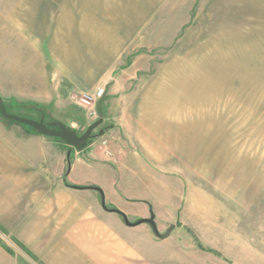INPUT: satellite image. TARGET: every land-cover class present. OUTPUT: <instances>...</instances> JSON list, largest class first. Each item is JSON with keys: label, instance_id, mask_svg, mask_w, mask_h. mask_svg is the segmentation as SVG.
<instances>
[{"label": "rangeland", "instance_id": "rangeland-1", "mask_svg": "<svg viewBox=\"0 0 264 264\" xmlns=\"http://www.w3.org/2000/svg\"><path fill=\"white\" fill-rule=\"evenodd\" d=\"M140 18L141 26L132 22ZM113 20L122 24L115 40L124 35L122 28L136 35L121 48L113 77L122 84L107 91L104 123L88 145H103L121 119L131 131L118 135H134L137 153L171 160L163 161L168 187L179 198L172 211L164 205L157 212L148 202L161 234L174 230L162 241L142 225L146 231L129 238L142 246V264H264V0H0V97L8 112L28 119L42 115L51 125L85 132L97 120L77 104L81 92L58 105L40 104L21 95L44 90L11 84H55L53 71L64 78L70 61L92 62L89 54L107 53L96 42L108 36ZM75 65L70 68H84ZM172 65L173 77L170 69L164 72ZM0 124L31 130L1 114ZM111 161L112 178L137 169ZM113 182H103L108 208H114L108 187H120ZM122 184L135 196L146 188L134 180ZM34 261L0 228V264Z\"/></svg>", "mask_w": 264, "mask_h": 264}, {"label": "crops", "instance_id": "crops-1", "mask_svg": "<svg viewBox=\"0 0 264 264\" xmlns=\"http://www.w3.org/2000/svg\"><path fill=\"white\" fill-rule=\"evenodd\" d=\"M138 21L141 26V18L132 22ZM111 24L114 28L108 30V36L105 34L106 38L96 42L97 47L107 53L89 54L93 55L92 62L84 61L83 57L70 61L64 78H61L60 72L53 71L50 76L55 84H11V87L30 90L34 86L40 91L44 90V93L28 96L24 92L21 96L29 97V102L30 97H34L32 99L37 100L33 101L40 104L57 105L61 98H69L74 92H93L98 87H105L108 93H114L118 84H122L119 77H113L126 49L121 48L133 40L136 32L134 29L126 32L122 28L124 35L120 36L121 40H115L114 36L121 30L122 24L119 20H113ZM91 64L101 68L97 72L93 68H85ZM74 65L84 68L79 72L70 68ZM173 68V65L168 66L164 72L170 69L173 77ZM125 70L119 71L123 73ZM121 101L116 100L114 104ZM121 121L120 128L106 132L109 140L103 137L108 141L107 145L96 146L95 140L82 151L43 136L36 130L6 128L0 124V228L13 236L34 258L35 264H142V246L134 247L129 238L146 231L147 226L128 227L118 214L111 216L112 213L102 206L100 192L89 187L98 185L107 195L103 182L114 179L113 184L120 187H108L112 193L108 197L114 208L120 209L129 220L131 217H135V220L147 219L153 207L157 211L165 205L172 211L175 199L179 198H175L174 188L168 187L170 176L166 174L168 167L163 161L171 160L168 157L160 160L157 153L151 152L150 157L137 153L130 142L137 140L134 135L127 136L126 140L118 135L121 130L131 131L127 127L125 129L126 123ZM123 121L126 120L123 118ZM72 125L78 126L75 122ZM71 158L72 167L70 173H66ZM112 159L126 167L134 163L137 169H125V173L120 172V175L112 178L109 174L114 169ZM100 171L108 178L100 176ZM128 180H134L146 188H139L136 192L138 195H132L130 190L126 192L122 187V182L126 184ZM160 189L166 201H160ZM151 231L155 235L153 229ZM3 254L8 262L12 260L6 249Z\"/></svg>", "mask_w": 264, "mask_h": 264}, {"label": "water", "instance_id": "water-1", "mask_svg": "<svg viewBox=\"0 0 264 264\" xmlns=\"http://www.w3.org/2000/svg\"><path fill=\"white\" fill-rule=\"evenodd\" d=\"M103 103H104V98L99 100V102L97 103V106H96L97 112L99 115V119L96 122H94L92 125H90L87 128V130L81 135H79L77 132L70 131L66 127H62L61 130L50 129L44 123L43 119L40 121H36V120H32V119H28V118H24V117H20V116L10 114L7 110V107L5 105L3 98H1V97H0V114L7 120L14 121L18 124L33 128L39 134H41L43 136L51 137V138H58V139L62 140L65 144L70 146L71 148H75L79 151H82L88 145V141L93 136V132L104 123ZM105 131L106 130H102L99 135L102 136ZM70 170H71V163H69L68 173H70ZM89 188L100 192L101 197H102V206H103L104 210H106L110 213H116L119 216H121L122 219L124 220L125 224L128 227H138V226H141L144 224L150 225L151 228L153 229L155 235L160 240H166L167 238L170 237L171 233L173 232L174 227H171L166 234H161L158 230V226L156 223V216L153 212H151L150 218L141 219L137 222H131L123 212H121L117 209H114V208H108L107 207L106 202H105L104 192L100 188H98V187H89ZM78 189H82V188H78Z\"/></svg>", "mask_w": 264, "mask_h": 264}, {"label": "built area", "instance_id": "built-area-1", "mask_svg": "<svg viewBox=\"0 0 264 264\" xmlns=\"http://www.w3.org/2000/svg\"><path fill=\"white\" fill-rule=\"evenodd\" d=\"M106 94L107 90L105 87L99 88L93 92H82L77 96V104L86 111L89 118L98 120L99 115L96 106L99 100L105 98ZM102 144L104 146L107 145V140H104Z\"/></svg>", "mask_w": 264, "mask_h": 264}, {"label": "trees", "instance_id": "trees-1", "mask_svg": "<svg viewBox=\"0 0 264 264\" xmlns=\"http://www.w3.org/2000/svg\"><path fill=\"white\" fill-rule=\"evenodd\" d=\"M43 114V113H42ZM42 115L41 116H39V117H33L32 119L33 120H36V121H40V120H42ZM44 120V119H43ZM44 123L50 128V129H55V130H61L62 129V127H66V126H64V125H62V124H54V125H51V124H49V123H47V121L46 120H44ZM30 128V127H29ZM68 128V127H67ZM31 130H35V129H33V128H30ZM69 129V128H68ZM70 131H72L71 129H69ZM84 133V132H83ZM82 133V134H83ZM55 140H58V141H62V140H60V139H58V138H54ZM63 142V141H62ZM6 250H7V248H6ZM204 250V249H203ZM8 252H10L9 250H7ZM207 251H210V252H214L213 250H207ZM214 253H216V252H214Z\"/></svg>", "mask_w": 264, "mask_h": 264}]
</instances>
